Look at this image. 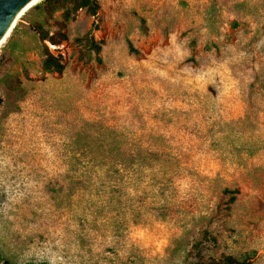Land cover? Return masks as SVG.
Wrapping results in <instances>:
<instances>
[{
  "label": "rangeland",
  "instance_id": "1",
  "mask_svg": "<svg viewBox=\"0 0 264 264\" xmlns=\"http://www.w3.org/2000/svg\"><path fill=\"white\" fill-rule=\"evenodd\" d=\"M98 1L0 47V264H264V0Z\"/></svg>",
  "mask_w": 264,
  "mask_h": 264
},
{
  "label": "trees",
  "instance_id": "2",
  "mask_svg": "<svg viewBox=\"0 0 264 264\" xmlns=\"http://www.w3.org/2000/svg\"><path fill=\"white\" fill-rule=\"evenodd\" d=\"M82 9L94 20L83 35L74 38L76 44L80 46L78 59L85 62L94 59L100 63L103 40H96L93 35V31L98 29L96 24L100 9L98 0H42L38 2L25 12L23 18L25 23L18 22L12 29L2 47V56L17 62L25 56L27 51L36 50L41 57L42 72L61 74L65 68L63 56L60 53L54 54L47 43L60 46L68 41L65 29ZM28 38H32L35 45L27 46L25 41ZM128 45L131 47L130 41ZM21 62H23L22 69L27 72L24 60ZM196 264L204 263L197 262ZM209 264H252V262L249 258L236 259L226 256L218 260L212 259Z\"/></svg>",
  "mask_w": 264,
  "mask_h": 264
},
{
  "label": "water",
  "instance_id": "3",
  "mask_svg": "<svg viewBox=\"0 0 264 264\" xmlns=\"http://www.w3.org/2000/svg\"><path fill=\"white\" fill-rule=\"evenodd\" d=\"M32 0H0V40L11 33L16 17Z\"/></svg>",
  "mask_w": 264,
  "mask_h": 264
},
{
  "label": "bare ground",
  "instance_id": "4",
  "mask_svg": "<svg viewBox=\"0 0 264 264\" xmlns=\"http://www.w3.org/2000/svg\"><path fill=\"white\" fill-rule=\"evenodd\" d=\"M40 1H42V0H35V2H34V0H32V1H30V3H28L25 7H24V9L18 14V16L16 17V21H15V24L17 23V21L25 14V12L27 11V10H29L32 6H34L35 4H37L38 2H40ZM10 35V32H8L7 34H6V36H4V38H2L1 40H0V47L2 46V44L6 41V39H7V37ZM50 46L51 47H53V48H55V47H57V46H55V45H51L50 44Z\"/></svg>",
  "mask_w": 264,
  "mask_h": 264
},
{
  "label": "snow or ice",
  "instance_id": "5",
  "mask_svg": "<svg viewBox=\"0 0 264 264\" xmlns=\"http://www.w3.org/2000/svg\"><path fill=\"white\" fill-rule=\"evenodd\" d=\"M34 2H35V0H34Z\"/></svg>",
  "mask_w": 264,
  "mask_h": 264
}]
</instances>
